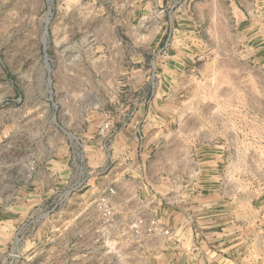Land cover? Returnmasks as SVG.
I'll list each match as a JSON object with an SVG mask.
<instances>
[{
  "label": "rangeland",
  "instance_id": "374dc122",
  "mask_svg": "<svg viewBox=\"0 0 264 264\" xmlns=\"http://www.w3.org/2000/svg\"><path fill=\"white\" fill-rule=\"evenodd\" d=\"M44 111L55 119L56 163L66 150V177L56 174L50 196L0 197V264H120L101 239H80L90 230L80 222L82 205L100 217L101 199L111 207L106 194L85 197L88 183L78 185L81 171L92 177L88 126L103 124L105 148L120 129L103 113L133 123L140 161L130 166L144 178L140 189L130 185L138 202L157 206L165 195L173 207L190 204L187 195L196 206L213 202L212 219L201 208L193 223L185 216L194 239H254L253 251L264 255V0H0V173L15 158L19 133L31 125L45 131ZM158 129L162 145L143 156ZM196 137L199 161L191 162ZM51 202L34 231L25 229L29 239H12ZM170 217L173 237L181 227ZM142 218L160 225L154 214ZM207 251L202 243L200 261L212 260ZM235 258L231 264L242 263Z\"/></svg>",
  "mask_w": 264,
  "mask_h": 264
},
{
  "label": "crops",
  "instance_id": "0c3cea01",
  "mask_svg": "<svg viewBox=\"0 0 264 264\" xmlns=\"http://www.w3.org/2000/svg\"><path fill=\"white\" fill-rule=\"evenodd\" d=\"M89 114L85 115V122ZM43 116L44 118L41 119V123L44 125V128L46 127L45 131L40 135L31 125L27 133H19L21 140L16 141L15 158L5 160L8 162L3 166V173H0V197L2 202H6L13 197L22 198L23 193L27 197L29 194L35 196L42 193H44L42 196H50L52 190H54L56 174H58L60 179H65L66 177V150L64 162H55L54 116L49 111H44ZM100 118L103 122H108L111 127L117 125L120 129L112 142H109L110 147L105 148L102 142L105 143L107 133L102 131L103 124L99 125L97 123V125L92 123L88 126L85 135V148L88 153V166L92 177L83 196H95L98 198L101 194H106L113 209V217L110 224H105L99 215L89 213V204H83L81 208L84 216H82L80 222L84 221L86 227L88 229L90 227V230L84 236H80V239H101L105 246H110L108 249V254H111L110 257L119 260L120 262L118 263L120 264L125 260L133 261V264H201L202 261L199 260L200 255L198 252L202 243L208 247L206 255L208 253L214 254L212 260L207 261V259H204L203 264H226V262L231 264L230 255L232 254L233 244H242L244 239H194L193 237L192 223L194 219H197L196 215L193 214L194 211L199 212V208L204 209L206 215L212 219L215 212L213 202L212 204L207 203L196 206V203L193 204L195 200L194 195L183 197L190 200V204H180L174 207L172 202L165 197L167 195L159 198L160 203L157 206L143 205V203L138 202L140 201L138 199L140 197L136 195L137 191L131 186H138L140 189L144 178L142 174H136L130 166L140 161L137 155L134 154L136 150L133 151V123L128 122V120L121 123L122 119L125 120L123 117L120 118L119 116H112L107 113L101 114ZM79 119H84L81 113ZM34 121L38 122V119H31L30 123L33 124ZM62 131L67 135V139L74 137L71 132ZM156 132L159 133L158 141L153 140L154 143H151L147 139L144 148H148V151L143 156L150 157L153 147L157 144L162 145L161 141L166 137L165 131L158 129ZM197 140L198 138L196 137V140L193 141L196 145L192 142V146L189 149L191 162L195 160L199 161L200 152L197 149L199 148ZM63 141L66 143L68 140L64 139ZM63 141H61V144ZM39 148L42 149L41 152H39ZM22 149L25 150L23 151ZM158 155H162V152ZM109 190H112L113 193H109ZM144 192L148 195L156 194L155 190L151 191L149 188ZM32 205L28 208L32 207ZM21 206H18L19 209L16 211L23 214ZM91 213H94V210ZM144 213L154 214L158 217L162 228L168 230L169 233L172 232V235L171 223H168L167 219H170V216L174 215V218L177 220L175 225L180 226L181 230L177 231L173 237L170 234L168 236H154L153 238L156 239H139L137 236H134L132 227L139 220H142L146 224L148 220L142 218ZM188 213H191V225L185 218ZM90 215L91 217L89 218ZM208 222L211 221L208 219ZM184 228L187 230L183 231ZM207 233L209 232L207 231ZM210 234L215 238V232ZM220 245L222 247H219ZM194 251L197 253H193ZM220 256L221 258L219 259L221 260L216 259Z\"/></svg>",
  "mask_w": 264,
  "mask_h": 264
},
{
  "label": "built area",
  "instance_id": "2783aa9c",
  "mask_svg": "<svg viewBox=\"0 0 264 264\" xmlns=\"http://www.w3.org/2000/svg\"><path fill=\"white\" fill-rule=\"evenodd\" d=\"M135 137H137L140 140L143 139L139 129L136 130ZM88 176L89 173L86 169L84 171H81L79 175L78 185L79 186L87 185L86 183H88V179H89ZM69 192H71V190L67 191L65 195H67ZM109 193H113L112 190H109ZM98 207L101 212L100 215L103 218L104 223L110 224L111 219L113 217V211L109 206V204L104 199H101ZM44 211L45 213L42 212L41 215H39L38 209L37 212L36 211L31 212L30 217H28L27 220L25 219L26 220L25 223H20L17 225V227H15L14 232L12 234V239H29L24 235V231H26L25 229L31 228L33 229L32 231H34L36 223L39 222V220H42L45 217H47L49 213L53 211L52 202L46 206ZM28 224L30 225L29 227ZM132 231L135 236H142V235L150 236L153 234H158V235L170 234L169 231L164 230L162 226L153 225V224L146 225L142 220H139L134 224V226L132 227ZM30 239H35V238L34 236H30ZM243 241L244 242H242V244H238V243L233 244L232 254L230 255V259L231 260L236 259L235 257L237 256V258H241L242 260L241 264H264V255L261 252L253 251L252 249L251 245L253 244L254 239H244ZM238 245L239 247L235 248Z\"/></svg>",
  "mask_w": 264,
  "mask_h": 264
}]
</instances>
